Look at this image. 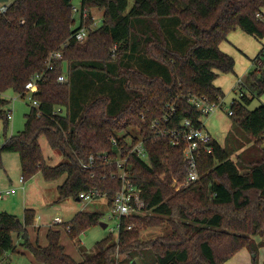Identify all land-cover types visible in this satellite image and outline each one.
I'll return each mask as SVG.
<instances>
[{"label":"trees","instance_id":"trees-1","mask_svg":"<svg viewBox=\"0 0 264 264\" xmlns=\"http://www.w3.org/2000/svg\"><path fill=\"white\" fill-rule=\"evenodd\" d=\"M92 10L101 13V25L90 29L84 42L75 41L79 28L93 24ZM262 12L264 0H80L75 28L69 1L14 0L0 14V122L6 139L0 168L3 153H16L23 181L37 174L46 183L63 179L57 204L97 191L111 207L121 189L119 168L101 162L82 167L90 155L106 152L111 160L126 159L128 181L140 190L143 207L141 214L120 219L116 240L96 242L90 254L79 250V262L65 252L61 229L47 231L45 247L29 242L33 210H25L21 221L1 212L0 261L16 251V234L38 264H227L242 249L258 264L264 247V105L250 111L247 106L264 95V46L253 60L256 68L238 84L251 97L229 107L240 139L227 147L212 141L211 152L198 158L196 182L173 189L172 180L180 183L187 174L183 144L154 139L149 124L172 106L171 127L185 119L199 126L203 119L189 95L223 98L213 82L233 73L234 61L219 47L237 29L262 40L264 23L256 18ZM58 51L61 58L53 60L32 96L38 107L31 106L23 130L7 138L9 102L3 94L12 90L22 96L26 82ZM134 129L138 135L129 140ZM40 137L62 162L47 164ZM138 143L145 158L131 152ZM101 217L79 212L62 230L72 241ZM162 225L164 235L140 240V227Z\"/></svg>","mask_w":264,"mask_h":264},{"label":"rangeland","instance_id":"rangeland-1","mask_svg":"<svg viewBox=\"0 0 264 264\" xmlns=\"http://www.w3.org/2000/svg\"><path fill=\"white\" fill-rule=\"evenodd\" d=\"M70 2L72 7L76 8L77 10L79 9L80 0H71ZM90 16L92 23L95 24L91 25V29L99 27L102 21L101 13L98 10H92ZM73 19L75 21L74 27L76 28L79 25V14L74 13ZM228 37L230 38H227V42L222 44V47L225 48L227 52L221 49L220 50L233 59V73L220 74L213 82L218 88L222 90L224 94V109H219L221 111L220 113H216L215 115H211L203 119L204 125L209 130L210 134L219 143H223L222 147H227L229 144L230 146H233L234 140L237 138L240 139V133L233 129L231 120L226 111L228 112L230 104L233 100H240L239 93H235L233 88L236 86V84H238V82L244 83L247 74L256 68V66H254L252 63V60L260 52L262 45L264 46V38L262 41H257L239 29L232 31ZM64 71L66 70L64 69ZM3 96L9 102L6 110L8 108L13 110V118L8 123L6 131V137L9 138L12 134H16L23 130L25 122L24 116L29 112L31 103L27 100V98H19L18 94L14 93L12 90L6 91ZM262 102L263 101L261 97L254 98L247 108L249 111L254 110L263 104ZM228 134H230L229 136L231 137V139L229 138L231 140L230 143L229 139L228 143L226 141V136ZM232 134L233 136L237 135V137L231 136ZM137 135L138 130L134 129L129 132L127 138L131 140L132 137ZM5 140L6 139L3 134V123L0 122V146L4 144ZM39 144L47 164L54 166L62 162L63 158L49 149L44 137H40ZM249 147L250 146H247L246 149H252ZM231 159L235 161V156L233 155ZM1 160L2 167L0 168V193L9 191L10 189H15L20 178V162L16 153H3ZM62 180L63 179H61L59 182H54L53 184H47L42 179L41 175L37 174L30 181L25 183L26 189L24 195L27 200V204H29L31 208L33 206L34 208L39 209L41 214V223H47L49 220L54 219L55 217L60 218L62 224L63 222L67 223L80 208L84 209L80 212H86L85 209L87 212L92 211L98 213L100 211L99 213L102 214V217L99 223L89 228L72 241L66 236L64 230H62V224L58 226V228H60L62 231L61 242L64 243L67 254L78 260L79 255L77 253L76 246L81 244L85 249H87V254H90L93 252V247L96 242L108 238L109 236H111L113 240H116L118 235V230L116 228L118 219H107L110 213V208L107 206L105 199L102 198L97 199L100 202L95 200L90 203H86L84 201H80L78 203L75 199H68L60 204L54 203L58 197L56 186L57 184H60ZM180 183L172 180L171 186L175 191H179L183 189L178 186ZM22 197L23 194L17 192V194L13 196L0 199V212H16V214L20 215L22 213L23 206ZM102 224L106 225L105 229L102 228ZM164 227L165 226L162 225L156 229L148 228L145 230L143 227H140V240H147L164 235L167 232L165 231ZM32 231L33 229H30V236L35 237V232L31 233ZM40 241L41 243L46 242L44 233L40 235ZM263 254L264 248H261L259 250L258 264H262L263 261L260 260V256ZM21 259L24 258H21L20 254H18L16 251L8 252L0 261V264H24ZM18 260L20 261L19 263H17ZM136 262V264H142L139 260H136Z\"/></svg>","mask_w":264,"mask_h":264},{"label":"built area","instance_id":"built-area-1","mask_svg":"<svg viewBox=\"0 0 264 264\" xmlns=\"http://www.w3.org/2000/svg\"><path fill=\"white\" fill-rule=\"evenodd\" d=\"M14 0H7L5 3L0 4V14H5L9 6ZM72 12L79 14V9L72 7ZM262 14H264L262 12ZM257 13L256 18L264 23V16ZM86 16L82 15L81 19H85ZM95 25V24H93ZM90 27H81L74 34L73 38L77 42H84L88 36V31ZM61 53L52 52L46 58V69L42 73H36L33 75L29 81L24 85L23 95H18L19 98H27L34 108L38 107L37 101L33 100V94L38 91V85L44 81L47 71L53 69L52 62L55 59H60ZM60 82H65L62 78L59 79ZM188 101L192 107L200 113L202 119L211 116L219 109H224L222 99L212 101L204 96L189 95ZM174 107H169V113H164L160 118L154 119L149 124V129L152 137L154 139L167 140L169 144L176 147L183 144V160L187 164V174L184 180L178 185L180 188H185L199 179L198 169V158L202 153L211 152V142L213 141L210 133L204 128V122L202 120L199 126H195L194 123L188 119L183 120L178 127H171V114L174 112ZM227 115L230 116L232 112L226 111ZM13 117V110L7 109L6 118L11 121ZM110 143L113 147L116 146V139L114 137L109 138ZM137 153L139 157L145 158L146 155L142 149L141 143H138L132 148V151ZM96 162H101L107 165L115 164L119 168V180L121 182V189L116 194L114 202L110 208V213L107 217L108 220L118 219L117 230L119 229L120 219L122 217H129L134 214H140L143 207V203L140 199V190L131 186L128 181L127 171H126V159L111 160L110 156L106 152H102L96 155H90L88 157V162L83 163L82 167L84 169H91ZM22 177L20 178V183H23ZM15 193V189L9 191L1 192L0 199L6 198ZM105 199V195L97 191H89L79 194L78 199L86 203L93 202L97 199ZM60 223L58 217L54 218L50 223L51 226H56ZM130 229V227H128ZM69 232V228L65 229Z\"/></svg>","mask_w":264,"mask_h":264},{"label":"crops","instance_id":"crops-1","mask_svg":"<svg viewBox=\"0 0 264 264\" xmlns=\"http://www.w3.org/2000/svg\"><path fill=\"white\" fill-rule=\"evenodd\" d=\"M0 4H1V2H0ZM227 38H230V37H227ZM257 41H262V40H257ZM225 42H227V40L225 41ZM224 43V42H223ZM222 43V44H223ZM222 44L220 45V49L221 50H223V51H226L227 52V50L225 49V48H223L222 47ZM262 47H263V45H262ZM262 49V48H261ZM226 54V53H225ZM258 55V54H257ZM256 55V56H257ZM255 56V57H256ZM255 57L253 58V60L255 59ZM253 60H252V63H253ZM220 75V74H219ZM240 82H238V84H239ZM238 84H236V86L233 88V91L235 92V93H239V96L240 97H242V96H245V97H247V98H250L251 96H250V93L248 92V90L247 89H244V88H241V87H239L238 88ZM213 85L215 86V87H217L214 83H213ZM218 88V87H217ZM222 91V90H221ZM261 99H262V103L264 104V96L262 97L261 96ZM224 100V96H223V98H222V101ZM223 105H224V101H223ZM223 110V109H222ZM221 111L220 110H218V111H216L214 114H212V115H215L216 113L218 114V113H220ZM225 112V111H224ZM13 118V117H12ZM204 128L209 132V130L206 128V126L204 125ZM210 133V132H209ZM12 135H15V134H12ZM11 135V136H12ZM211 135V134H210ZM211 137H212V139H213V141H215L216 143H218L221 147H222V145H223V143H219L212 135H211ZM20 178H21V175H20ZM20 178H19V180H18V185L15 187V193L14 194H12V195H10V196H13V195H15V194H17V192H19V193H22L23 194V199H22V201H23V206H22V213L20 214V215H18V214H16V212H6V211H1V212H6V213H8V214H10V215H13V216H16L17 218H18V220H22V218H23V214H24V211L25 210H33V212H34V214H35V218H34V223H33V225L32 226H30V227H28L27 228V236H28V240H29V242L31 243V244H37V245H39V246H41V247H45L46 245H47V241L45 242V243H41V241H40V235L41 234H43L44 233V236H46V233H47V231L49 230V229H54V230H56V229H60V228H58V226L59 225H61L62 224V222H61V220H60V223L58 224V225H56V226H51L50 225V223L52 222V220L53 219H51V220H49L47 223H45V222H42L41 223V214H40V211H39V209H37V208H34L33 206H32V208L30 207V205L29 204H27V200H26V198H25V183L26 182H28V181H30V180H28V181H24L23 183H20ZM63 181V180H62ZM59 182V181H58ZM62 183V182H61ZM60 183V184H61ZM47 184H53V183H47ZM60 184H57V186H56V189H57V187L60 185ZM11 190V189H10ZM20 202H21V200H20ZM19 202V203H20ZM76 202H80V200L79 199H76ZM97 202H100L99 200H97ZM24 203H26V204H24ZM50 203V202H49ZM53 203V202H52ZM54 203H56V201L54 202ZM92 204V203H91ZM97 205V204H96ZM84 209L83 208H80L79 210H77V212H80V211H83ZM85 211L87 212V210L85 209ZM0 212V213H1ZM77 212H75V214H77ZM89 213H97V212H92V211H88ZM100 212V211H99ZM98 212V213H99ZM74 214V215H75ZM56 218V217H55ZM60 219V218H59ZM65 222H63V224H64ZM102 226V228H106V225H104V224H102L101 225ZM30 229H33V231L31 232V233H33V232H35L34 234H35V237H32V236H30ZM61 234H62V232H61ZM66 234V233H65ZM66 236H67V234H66ZM14 237H15V239H14ZM68 237V236H67ZM46 238V237H45ZM13 240H14V244H15V247H16V252L18 253V254H20V257L21 258H24V259H21L22 260V262H24V264H38V263H35L34 262V260H33V258H32V256H31V254L28 252V251H26V250H24V249H22L21 247H20V243H22V240L20 239V237L19 236H17L16 234H13ZM60 242H61V238H60ZM61 244L64 246V249H65V252H66V248H65V245H64V243L63 242H61ZM17 247H19V248H17ZM80 248V249H79ZM264 247H262V249H263ZM76 249H77V253H78V255H79V257H78V260H76L75 258H73L72 256H70L72 259H74L76 262H79V261H81L82 260V254H81V252L79 251V250H83V251H85V252H87L86 250L87 249H85L81 244L80 245H78V246H76ZM93 249H94V247H93ZM67 253V252H66ZM250 258H251V255L249 254V252L246 250V249H242V250H240L236 255H234L228 262H227V264H251V262H250ZM260 260L261 261H263L264 260V254L263 255H261L260 256ZM20 261L18 260L17 261V263H19ZM137 263V262H136Z\"/></svg>","mask_w":264,"mask_h":264},{"label":"water","instance_id":"water-1","mask_svg":"<svg viewBox=\"0 0 264 264\" xmlns=\"http://www.w3.org/2000/svg\"><path fill=\"white\" fill-rule=\"evenodd\" d=\"M7 0H0V2L2 3V2H6ZM66 1H71V0H66ZM261 148L264 150V144L261 146ZM18 220V219H17ZM132 264H134L133 262H132Z\"/></svg>","mask_w":264,"mask_h":264}]
</instances>
